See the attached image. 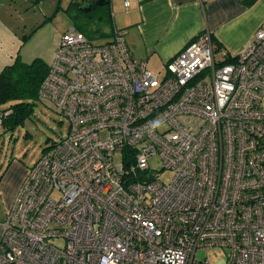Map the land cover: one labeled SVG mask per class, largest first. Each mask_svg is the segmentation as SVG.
<instances>
[{"label":"built area","instance_id":"built-area-1","mask_svg":"<svg viewBox=\"0 0 264 264\" xmlns=\"http://www.w3.org/2000/svg\"><path fill=\"white\" fill-rule=\"evenodd\" d=\"M124 34L61 35L39 95L68 128L20 183L0 264H264V26L219 60L202 31L162 78Z\"/></svg>","mask_w":264,"mask_h":264},{"label":"crops","instance_id":"crops-1","mask_svg":"<svg viewBox=\"0 0 264 264\" xmlns=\"http://www.w3.org/2000/svg\"><path fill=\"white\" fill-rule=\"evenodd\" d=\"M125 1L128 2L127 9L124 8ZM108 2L112 20L116 13L123 14L120 15L118 29L125 30L124 42L130 54L144 60L149 69L150 66L164 69L170 58L204 30L212 33L218 60L222 58V50L231 56L236 55L247 46L255 30L264 26V0ZM113 28L117 27L112 24L111 29ZM14 41L15 39L8 50L0 41V65L7 64L9 55L13 53ZM31 165L13 159L5 169L0 168V232L1 223L5 220L18 187Z\"/></svg>","mask_w":264,"mask_h":264},{"label":"rangeland","instance_id":"rangeland-1","mask_svg":"<svg viewBox=\"0 0 264 264\" xmlns=\"http://www.w3.org/2000/svg\"><path fill=\"white\" fill-rule=\"evenodd\" d=\"M78 2L80 4L73 0H0V41L8 50L15 39L13 53L9 55L7 64L16 55L24 62L40 58L46 64H51L53 51L61 35L72 26L77 29L82 27L81 30L93 44L108 42L112 37L111 25L118 28L120 15L123 14L116 13L112 20L103 9L91 13L82 11L79 6L87 7L89 2ZM96 29L108 34L98 36L94 32ZM2 67L0 65V69ZM150 70L160 78L165 75V71L157 66H150ZM67 128V119L53 102L40 97L35 101L29 116L15 124L14 128L3 126L0 129V168L5 169L13 159L26 165L33 164L52 142L58 141L66 133ZM149 165L151 169L159 171L161 180L170 178L169 173L161 169L159 157L151 158ZM54 242L57 245L62 243L60 240ZM223 256L224 251L220 248L206 252L200 250L197 254V258L208 259L212 264Z\"/></svg>","mask_w":264,"mask_h":264},{"label":"trees","instance_id":"trees-1","mask_svg":"<svg viewBox=\"0 0 264 264\" xmlns=\"http://www.w3.org/2000/svg\"><path fill=\"white\" fill-rule=\"evenodd\" d=\"M35 1L38 2V0ZM86 1L89 2L87 7L79 6L82 11L91 13L103 9L108 18H112L108 0ZM73 2L80 4L78 0H73ZM81 28L75 29L84 34ZM94 32L98 36L108 34L97 29ZM110 34L112 35V31ZM86 38L88 39L87 36ZM216 49L217 47H215ZM48 69L49 65L40 58L24 62L19 55H16L11 63L0 69V112L3 115V126L14 128L15 124L30 115L35 101L41 97L39 87Z\"/></svg>","mask_w":264,"mask_h":264}]
</instances>
